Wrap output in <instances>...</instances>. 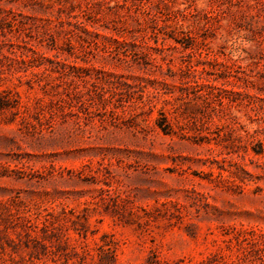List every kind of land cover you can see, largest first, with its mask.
Listing matches in <instances>:
<instances>
[{"label": "rangeland", "instance_id": "1", "mask_svg": "<svg viewBox=\"0 0 264 264\" xmlns=\"http://www.w3.org/2000/svg\"><path fill=\"white\" fill-rule=\"evenodd\" d=\"M0 264H264V0H0Z\"/></svg>", "mask_w": 264, "mask_h": 264}]
</instances>
